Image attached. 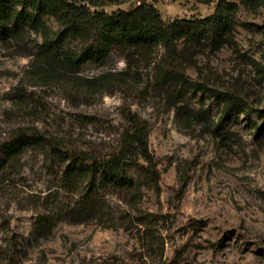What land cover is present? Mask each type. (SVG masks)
Instances as JSON below:
<instances>
[{
	"label": "rangeland",
	"instance_id": "obj_1",
	"mask_svg": "<svg viewBox=\"0 0 264 264\" xmlns=\"http://www.w3.org/2000/svg\"><path fill=\"white\" fill-rule=\"evenodd\" d=\"M92 1L91 9L112 12L141 0ZM218 1L144 4L168 23L209 16ZM227 1L236 10L218 43L182 35L172 50L118 48L72 70L38 50L63 16L32 20L36 12L14 1L30 18L14 15L0 32V157L19 127L63 149L105 155L136 116L149 128L160 179L156 188L133 169L136 193H106L111 219L77 222L66 214L78 193L62 187L63 158L41 147L8 158L0 167V264H264V0ZM226 92L241 110L223 116ZM40 216L47 222L38 231Z\"/></svg>",
	"mask_w": 264,
	"mask_h": 264
},
{
	"label": "trees",
	"instance_id": "obj_2",
	"mask_svg": "<svg viewBox=\"0 0 264 264\" xmlns=\"http://www.w3.org/2000/svg\"><path fill=\"white\" fill-rule=\"evenodd\" d=\"M14 1L21 2L36 12L32 20L40 13L63 16V28L53 38L45 36L39 43L38 50L43 57L59 61L67 70L75 69L88 60L101 62L118 48L142 49L145 52L149 48L162 46L172 50L175 41L182 35L218 43L222 30L230 23V13L236 10L234 2L219 0L209 16L175 19L166 23L151 4L107 12L91 9V5H97L92 0H0L1 33L9 30L4 26L14 15L30 18L27 9H13ZM72 41L79 42L81 46L72 48ZM193 85L205 89L203 85ZM225 96L229 103L224 108L223 116L241 110L238 97L228 92ZM128 120L129 127L122 133L119 145L105 155L63 149L57 140L53 141L37 128H16L13 135L1 145L2 157L5 159L1 160L0 157V167H5L8 158L19 156L29 147L48 148L51 155L63 158L64 165L60 175L62 187L78 193L74 202L65 206L66 214L77 222L94 217L101 220L106 214L111 219L105 209L106 193L110 189L136 193L140 184L133 169L142 170L145 179H150L156 188L160 179L156 159L149 148L147 123L136 116H131ZM259 126L264 128V120ZM46 222L47 218L40 216L36 221L37 230H45Z\"/></svg>",
	"mask_w": 264,
	"mask_h": 264
},
{
	"label": "water",
	"instance_id": "obj_3",
	"mask_svg": "<svg viewBox=\"0 0 264 264\" xmlns=\"http://www.w3.org/2000/svg\"><path fill=\"white\" fill-rule=\"evenodd\" d=\"M144 2H145V0H141V1H140V4H144Z\"/></svg>",
	"mask_w": 264,
	"mask_h": 264
}]
</instances>
